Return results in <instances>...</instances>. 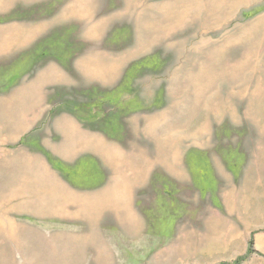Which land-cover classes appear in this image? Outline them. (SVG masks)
Returning <instances> with one entry per match:
<instances>
[{
	"label": "rangeland",
	"instance_id": "1",
	"mask_svg": "<svg viewBox=\"0 0 264 264\" xmlns=\"http://www.w3.org/2000/svg\"><path fill=\"white\" fill-rule=\"evenodd\" d=\"M264 264V0H0V264Z\"/></svg>",
	"mask_w": 264,
	"mask_h": 264
},
{
	"label": "trees",
	"instance_id": "2",
	"mask_svg": "<svg viewBox=\"0 0 264 264\" xmlns=\"http://www.w3.org/2000/svg\"><path fill=\"white\" fill-rule=\"evenodd\" d=\"M249 245H250V247L248 248V252H247L246 256L240 257V258H238L236 261H234L232 263H222V264H242L244 261H246L249 258V256L253 252V250H252L253 242L251 241Z\"/></svg>",
	"mask_w": 264,
	"mask_h": 264
}]
</instances>
